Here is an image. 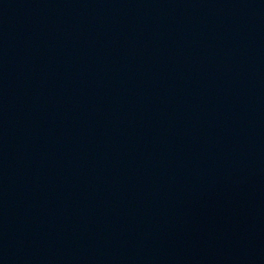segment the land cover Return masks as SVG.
<instances>
[{
    "label": "water",
    "instance_id": "water-1",
    "mask_svg": "<svg viewBox=\"0 0 264 264\" xmlns=\"http://www.w3.org/2000/svg\"><path fill=\"white\" fill-rule=\"evenodd\" d=\"M0 264H264V0H0Z\"/></svg>",
    "mask_w": 264,
    "mask_h": 264
}]
</instances>
